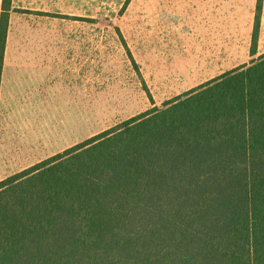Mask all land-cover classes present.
<instances>
[{"label": "trees", "instance_id": "obj_1", "mask_svg": "<svg viewBox=\"0 0 264 264\" xmlns=\"http://www.w3.org/2000/svg\"><path fill=\"white\" fill-rule=\"evenodd\" d=\"M0 264H264V55L0 181Z\"/></svg>", "mask_w": 264, "mask_h": 264}, {"label": "rangeland", "instance_id": "obj_2", "mask_svg": "<svg viewBox=\"0 0 264 264\" xmlns=\"http://www.w3.org/2000/svg\"><path fill=\"white\" fill-rule=\"evenodd\" d=\"M253 3L255 46L263 0H5L3 66L26 86L32 150L45 160L207 82L236 35L209 10Z\"/></svg>", "mask_w": 264, "mask_h": 264}, {"label": "crops", "instance_id": "obj_3", "mask_svg": "<svg viewBox=\"0 0 264 264\" xmlns=\"http://www.w3.org/2000/svg\"><path fill=\"white\" fill-rule=\"evenodd\" d=\"M254 2V0H249ZM4 0H0V20L2 16ZM253 6L238 5L236 7H223V15H220V8L209 10V18L218 22L222 18L226 23H236L230 26V30L236 32L235 38L230 37V42H235L229 53L231 58L215 67L214 72H210L207 81L212 80L227 71H231L244 65H251L264 55V0L259 21V29L255 46L253 45V26L255 22ZM240 25H239V24ZM217 26H214L216 30ZM233 44V43H232ZM226 50H224L225 52ZM217 52V51H216ZM9 63L5 62L2 71L0 85V181L21 172L34 165V163L46 158V150L38 155L32 150V143L38 136V143L43 136V132L35 131V138H32L31 107L25 101L26 86L18 85V82L9 78ZM22 95V99L17 96ZM33 128V129H32ZM33 151V158H32ZM33 160V161H32Z\"/></svg>", "mask_w": 264, "mask_h": 264}]
</instances>
